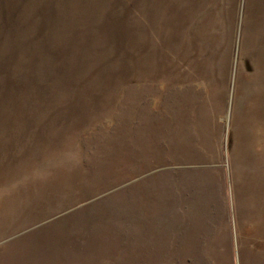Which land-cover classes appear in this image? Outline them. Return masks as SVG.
<instances>
[{
  "label": "rangeland",
  "instance_id": "obj_1",
  "mask_svg": "<svg viewBox=\"0 0 264 264\" xmlns=\"http://www.w3.org/2000/svg\"><path fill=\"white\" fill-rule=\"evenodd\" d=\"M0 264H264V0H0Z\"/></svg>",
  "mask_w": 264,
  "mask_h": 264
}]
</instances>
